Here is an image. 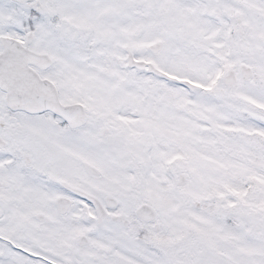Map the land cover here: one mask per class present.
Instances as JSON below:
<instances>
[{
    "label": "snow or ice",
    "instance_id": "snow-or-ice-1",
    "mask_svg": "<svg viewBox=\"0 0 264 264\" xmlns=\"http://www.w3.org/2000/svg\"><path fill=\"white\" fill-rule=\"evenodd\" d=\"M0 264H264V0H0Z\"/></svg>",
    "mask_w": 264,
    "mask_h": 264
}]
</instances>
